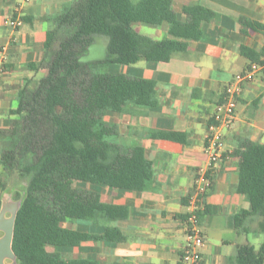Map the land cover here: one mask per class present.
Wrapping results in <instances>:
<instances>
[{
	"label": "crops",
	"instance_id": "0c3cea01",
	"mask_svg": "<svg viewBox=\"0 0 264 264\" xmlns=\"http://www.w3.org/2000/svg\"><path fill=\"white\" fill-rule=\"evenodd\" d=\"M69 1L0 0V154L12 133L9 112L17 92L27 78L45 73L35 67L43 57L46 31ZM189 4L214 13L201 21L199 39L185 40L183 51L167 61L102 66V71L155 83L152 93L138 105L125 112L107 110L103 115L109 132L106 137L118 144L122 153L130 147L142 148L146 165L135 173L144 186L127 189L75 181L88 200L122 206L126 212L116 217L66 216L63 227L97 236L65 247L70 258L98 264H179L185 244L186 200L200 170L208 172L211 185L198 216L204 237L199 264H226L237 244L250 243L249 234L260 238L258 245L263 239V234H237L234 229V215L250 209L248 195L237 190L243 164L236 154L239 142L264 143L262 72L244 83L236 97L233 119L221 129L219 160L210 165L203 145L207 123L222 101L225 86L236 73L256 62L251 51L264 47V30L255 24L264 22V0H170L180 20H185L183 5ZM15 6L25 20L11 28L5 20L13 16ZM141 25L148 24L135 25L138 32ZM154 27L160 37H150H169L166 26ZM113 227L117 236L107 237L105 229Z\"/></svg>",
	"mask_w": 264,
	"mask_h": 264
},
{
	"label": "trees",
	"instance_id": "16d2710c",
	"mask_svg": "<svg viewBox=\"0 0 264 264\" xmlns=\"http://www.w3.org/2000/svg\"><path fill=\"white\" fill-rule=\"evenodd\" d=\"M182 11L185 20L171 9L170 0H70L53 17L43 57L35 67L45 73L27 78L19 88L9 112L12 133L0 154L2 169L26 180L23 194L14 195L20 200L12 239L17 264H98L64 256L65 247L97 236L61 223L66 216L125 215L122 206L88 200L74 182L127 189L144 186L135 173L146 165L142 148L122 153L107 139L103 115L138 105L155 84L152 79L102 71V66L167 61L183 51L185 40L201 37V21L214 12L191 4L183 5ZM137 24L166 26L169 37L141 34ZM255 24L264 30V22ZM97 33L106 38L105 54L84 59ZM251 53L261 62L264 47ZM236 154L243 160L237 190L248 195L250 209L234 215V229L237 234H263V239L258 247L237 244L226 264H264V143L242 139ZM3 186L0 181V204ZM105 234L113 237L118 232L106 228Z\"/></svg>",
	"mask_w": 264,
	"mask_h": 264
},
{
	"label": "built area",
	"instance_id": "2783aa9c",
	"mask_svg": "<svg viewBox=\"0 0 264 264\" xmlns=\"http://www.w3.org/2000/svg\"><path fill=\"white\" fill-rule=\"evenodd\" d=\"M18 12L19 6H15L14 14L16 15L5 20V23L11 28H16L22 23ZM263 68L264 56L261 57V62H251L245 70L236 73L225 86L222 101L216 106L215 112L206 126L203 150L209 158L210 165L220 158V149L223 145L221 129L230 124L233 119L236 97L242 85L252 81L258 72H262ZM210 185L211 179L208 172L206 170L198 171L194 178L193 191L187 198V212L184 219L185 244L179 255V264H199L201 261L204 237L199 228L198 216Z\"/></svg>",
	"mask_w": 264,
	"mask_h": 264
},
{
	"label": "rangeland",
	"instance_id": "374dc122",
	"mask_svg": "<svg viewBox=\"0 0 264 264\" xmlns=\"http://www.w3.org/2000/svg\"><path fill=\"white\" fill-rule=\"evenodd\" d=\"M156 30L157 29L154 26L141 25V29L139 30V32L152 36V37L159 38L160 36L156 34ZM157 32L160 33V30H158ZM105 47H106L105 36L97 33L94 43L89 47L87 54L83 58L84 59L102 58L105 54ZM0 181L4 185L3 191L1 192V200L4 198H9L10 200H17L14 196L15 193L19 192L23 194L25 190L26 180L22 178L21 176H19L17 172L9 173L8 171H5L4 169L0 167ZM247 237L250 243H252L255 247L258 246V242L260 241V238L253 237V235L251 234H249ZM47 249L51 250L52 248L47 247ZM64 256L68 257L65 253H64Z\"/></svg>",
	"mask_w": 264,
	"mask_h": 264
},
{
	"label": "water",
	"instance_id": "95a60500",
	"mask_svg": "<svg viewBox=\"0 0 264 264\" xmlns=\"http://www.w3.org/2000/svg\"><path fill=\"white\" fill-rule=\"evenodd\" d=\"M19 204V199L9 198L2 199L0 204V264H17L16 254L12 249V239Z\"/></svg>",
	"mask_w": 264,
	"mask_h": 264
}]
</instances>
